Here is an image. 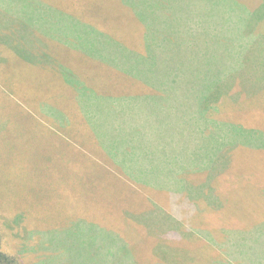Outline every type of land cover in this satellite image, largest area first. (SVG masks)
<instances>
[{
	"label": "rangeland",
	"instance_id": "obj_1",
	"mask_svg": "<svg viewBox=\"0 0 264 264\" xmlns=\"http://www.w3.org/2000/svg\"><path fill=\"white\" fill-rule=\"evenodd\" d=\"M33 1L52 8L78 0H0V55L6 54L5 62L0 56V255L17 264H124L117 236L102 230L98 252L94 244L102 238L78 218L111 221L123 231L136 229L138 220L121 216L134 215L145 217L136 229L147 240L139 264H264V154L255 152L264 150V0H127L148 23L150 44L147 32L142 37L139 28L113 22L102 30L117 34L115 42L98 34L72 41L81 51L100 48L113 60L108 69L69 51L77 69L67 76L72 90L65 96H59L58 76L55 85L44 82L41 72H30L16 62V52L2 47L14 49V25L24 23L17 10L32 16ZM54 30L65 38L76 32L73 21ZM123 73L137 83L125 84ZM163 91L157 103L154 95ZM83 100L88 114L102 117L114 153L135 142L117 135L122 125L114 121L152 117L160 108L164 128L133 133L137 139L146 132L164 137L148 140L153 155L134 163L128 155L111 157L128 167H173L176 178L168 188H147L153 182L148 176L146 193L133 190L44 121L49 110L64 118ZM180 112L194 120V130L170 138L178 132L171 114L176 120ZM250 120L256 123H244ZM75 124L78 145L91 143ZM239 142L247 151L236 147ZM128 174L137 180L143 172Z\"/></svg>",
	"mask_w": 264,
	"mask_h": 264
},
{
	"label": "crops",
	"instance_id": "obj_2",
	"mask_svg": "<svg viewBox=\"0 0 264 264\" xmlns=\"http://www.w3.org/2000/svg\"><path fill=\"white\" fill-rule=\"evenodd\" d=\"M40 1L45 2L44 0ZM87 1L88 0H78L72 6L53 4L52 8L50 5H48L51 4L50 2H45L43 5H41L33 1L34 3L31 4L33 6V10L29 11V13L33 14L32 16L28 15L27 13H22V11L24 10H17V12H20L19 15L23 16L21 18V21L24 23L23 26H21L19 22H17V25H14L17 26V30H14V35L18 37L14 39V49L8 48L9 45H2V47L9 49L14 54L16 52V62L25 63L30 69V72H41L44 82L46 81L48 84H54L53 82L57 83L54 76H58L61 83H57V85L61 86L63 84L62 88H59V96H65V93L68 90L69 92H71L72 87H69L68 85L67 76H75L76 74L77 67L75 63L68 60L71 59L67 56V53L69 51H79L82 56L91 60L93 63H96L100 67L109 69L112 65L111 61L113 59L108 54L104 53L100 48L99 53L93 52L92 50L88 52L81 51L80 49L75 47L76 43H72V41H76L77 38L82 39L83 37L89 35H91V38H93L98 34L102 37L105 36L107 38H111L115 42L116 36H118L117 34L115 35V33H105L102 30V27H104V25L110 24L111 22L118 23L121 29L129 26H135L140 29V36L142 37L146 36V27L149 28L146 20H144L139 15L138 10L134 7V5L127 0H91L90 2L92 6L88 5ZM74 6H76V10L72 9ZM37 9L42 10L43 13H41V15L37 14L35 12V10ZM19 18L20 17H18L17 21H20ZM70 21L74 22V26L76 28L75 35H69V37L65 38L63 35L55 32V24L70 23ZM49 23L53 24V26L49 28L50 30L46 27V24ZM19 27H22L23 29L20 31ZM84 29H87L89 32L84 31ZM97 39H99V37ZM19 53H23L24 55L18 56ZM0 56L3 58L2 62H5L6 54L4 56ZM39 69H41L42 71H40ZM162 89L166 91L165 83L162 84ZM164 91L157 92L154 97L156 95H164ZM70 96L74 97V95ZM70 100L73 101L72 98H70ZM155 100H157V103L163 102V98L158 99V97H155ZM59 102H62V99ZM85 106L86 103L84 100L81 103H78V106L73 105L72 110H70V112H68V114H66L64 118L56 117L57 115H52L49 110L47 112L48 114L45 117L46 120L44 121L49 123L54 131L60 129L58 132L63 139L69 141L72 145L81 148L82 153L84 155L90 156L94 162L106 166L113 175L126 182V184L129 185L133 190L137 191V189L141 188L153 189V187H159V189H162L168 188L170 186V178L172 176L176 178V176H174L175 172L173 170V167L147 168L140 167L139 164H131L129 165L131 167H128L127 162L123 159L120 162H116L111 157L112 155L119 156V154H121V156H125V158L128 155L130 163L136 162V157H138L139 160L147 161L146 155H153L150 153V149L148 148V140L159 141L160 143V141L164 139V137L162 138V135H154L151 132H146V137L139 138L140 140L144 141V143L141 144L139 139H137V137H135L133 133L139 131V129L145 130L164 128L163 126L167 125V119L166 117H161L165 121L160 120V108L152 117L141 116L138 117L137 120L135 117H133L132 119L120 118L118 121H114L116 124L122 125V127H120L121 132L117 135H124L125 137H123V139H131L135 141L120 145V147L123 146V151H121L120 153H114L112 151V146L107 143V138L103 136V133L101 131V128L103 126V124L101 123L103 122L101 121L102 117H99V115L94 116V114H88ZM104 111L102 109V111H99L97 114H101L102 112L104 113ZM171 115V127L173 129V126H176L178 132L176 134L175 132H173L170 138L178 137L179 132L185 133L186 131L193 129L194 120L192 121L191 119L187 118L185 120V124L181 125L180 127V120L178 119V117L175 120L174 113ZM75 123H77L78 126ZM244 123L256 122L255 120H250V122L245 121ZM74 124L78 129H80V131L84 130L86 132L91 143L87 144L83 142L78 145V140L74 138L72 131ZM221 124L227 123L224 121L221 122ZM131 127H135V130L133 132ZM116 137L118 136L114 134L113 140ZM90 147H94L95 151H90ZM113 147L115 148L118 146L113 145ZM169 153L170 151L168 150L166 156L170 155ZM167 166H169V163ZM131 170L138 172L141 171L143 172V175H141L137 180H134L128 174V172H130ZM148 176L153 178V182L150 184L151 186L149 185L150 187H147V184H145ZM144 192L146 193V190H144ZM140 217L145 218L143 216ZM140 217L134 215H129L126 217L125 215H122L121 219L124 220L125 218H135L136 220H138L134 223L135 228L137 230H142L143 225L140 222ZM105 218L111 220V216L107 214ZM78 219L89 221L91 226H93L97 231V236H100L102 238V241L100 243L94 244L98 252H103L104 244L102 230H104L107 233L117 236L115 238L120 240V242L116 240L115 245H117L119 249L122 248L120 250L124 251V254L127 255V258L124 260L126 261L124 264H139L138 261L140 252L144 250L141 247L147 242V240L144 237H141V233L139 234L136 229H131L129 228L130 225H128L126 227L127 230L121 231L119 227L114 226V223L111 224V221L106 222L104 220L85 216H82ZM129 220L134 221V219Z\"/></svg>",
	"mask_w": 264,
	"mask_h": 264
},
{
	"label": "trees",
	"instance_id": "obj_3",
	"mask_svg": "<svg viewBox=\"0 0 264 264\" xmlns=\"http://www.w3.org/2000/svg\"><path fill=\"white\" fill-rule=\"evenodd\" d=\"M146 32H147V46L150 44V41H149V39L148 38H150L149 36H150V33H149V28L148 27H146ZM147 53H149V48H147ZM124 78H125V80L127 81V82H125V84H134V83H137V78L136 77H134V76H131L130 75V73H123V75H122ZM54 78H55V76H54ZM141 92H146V93H152V94H154V91H155V89L154 88H143V90H140ZM161 94V93H160ZM189 119H190V117H188ZM178 119L180 120V127H181V125H184L185 124V120H186V118H185V116H184V114L182 113V112H180V114L178 115ZM227 125V124H226ZM232 126L234 127V129H238L239 131H246V130H248V128H245V127H243V126H241V125H236V124H232ZM181 129V128H180ZM243 141V140H242ZM238 145L236 146V147H239V148H241L243 151H247V150H245V148L242 146L243 144H244V142H239V143H237ZM252 152H254V151H252ZM255 152H259V153H262V154H264V150H261V151H255ZM146 190V189H145ZM147 191V190H146ZM0 258L3 260H6L5 262L7 263V264H17V261L14 259V261L12 260V259H10V258H7L6 256H4V255H0Z\"/></svg>",
	"mask_w": 264,
	"mask_h": 264
}]
</instances>
